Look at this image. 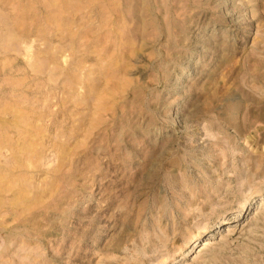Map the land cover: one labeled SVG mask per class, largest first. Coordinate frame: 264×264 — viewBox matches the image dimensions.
<instances>
[{"label":"rangeland","instance_id":"obj_1","mask_svg":"<svg viewBox=\"0 0 264 264\" xmlns=\"http://www.w3.org/2000/svg\"><path fill=\"white\" fill-rule=\"evenodd\" d=\"M0 264H264V0H0Z\"/></svg>","mask_w":264,"mask_h":264},{"label":"bare ground","instance_id":"obj_2","mask_svg":"<svg viewBox=\"0 0 264 264\" xmlns=\"http://www.w3.org/2000/svg\"><path fill=\"white\" fill-rule=\"evenodd\" d=\"M260 210H258V212H259ZM256 212V211H255ZM258 212H256V213H258ZM226 227V230H228V231H230V226L228 225V226H225ZM212 244V242H211V239L210 238H207V239H204L203 241H202V243H200V245H203V246H209V245H211Z\"/></svg>","mask_w":264,"mask_h":264}]
</instances>
